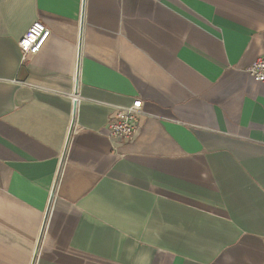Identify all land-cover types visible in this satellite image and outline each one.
Returning a JSON list of instances; mask_svg holds the SVG:
<instances>
[{
    "label": "crops",
    "instance_id": "obj_1",
    "mask_svg": "<svg viewBox=\"0 0 264 264\" xmlns=\"http://www.w3.org/2000/svg\"><path fill=\"white\" fill-rule=\"evenodd\" d=\"M263 56L264 0H0V264H31L55 181L34 264H264Z\"/></svg>",
    "mask_w": 264,
    "mask_h": 264
},
{
    "label": "built area",
    "instance_id": "obj_2",
    "mask_svg": "<svg viewBox=\"0 0 264 264\" xmlns=\"http://www.w3.org/2000/svg\"><path fill=\"white\" fill-rule=\"evenodd\" d=\"M50 35V31L39 21L34 22L18 42L21 61L26 62L37 55ZM247 73L258 83L264 84V56L257 59ZM141 113V101L136 100L128 107L115 110L107 124V138L110 141L129 142L133 139L138 117Z\"/></svg>",
    "mask_w": 264,
    "mask_h": 264
},
{
    "label": "water",
    "instance_id": "obj_3",
    "mask_svg": "<svg viewBox=\"0 0 264 264\" xmlns=\"http://www.w3.org/2000/svg\"><path fill=\"white\" fill-rule=\"evenodd\" d=\"M83 7H84V0H82V10H83ZM82 19H83V11H82V14H81L80 36H79V44H78V52H77V62H78L77 64H78V66H79V61H80V56H81ZM77 82H78V68H77L76 77H75V83L77 84ZM76 93H77V86H75V90H74V94H76ZM75 116H76V102L73 105L71 125H70V129H69L68 136H67V139H66L64 151H63V154H62V157H61L60 168H61V165L63 163L65 152H66V149H67V146H68V143H69V139H70V136H71V133H72V130H73V126H74V122H75ZM60 168H59V171H60ZM58 176H59V172L57 173V177H56L57 179H58ZM56 183L57 182L55 181L54 187H53V189L51 191L48 207H47L45 215H44L43 224H42V228H41V231H40V236H39L37 244L35 246V251H34V254H33V257H32L31 264H34L35 259L37 257V252L39 250V246H40V242H41V236H42V233H43V230H44V226H45L48 214H49L50 206H51L54 194H55Z\"/></svg>",
    "mask_w": 264,
    "mask_h": 264
}]
</instances>
